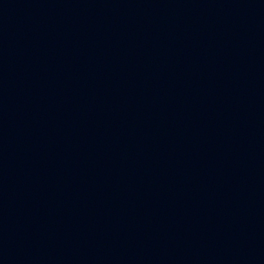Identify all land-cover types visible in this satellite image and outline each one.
Here are the masks:
<instances>
[{"label": "water", "instance_id": "95a60500", "mask_svg": "<svg viewBox=\"0 0 264 264\" xmlns=\"http://www.w3.org/2000/svg\"><path fill=\"white\" fill-rule=\"evenodd\" d=\"M0 264H264V0H0Z\"/></svg>", "mask_w": 264, "mask_h": 264}]
</instances>
